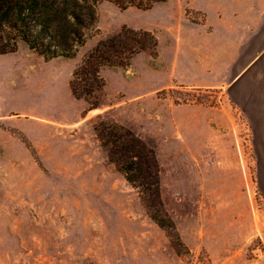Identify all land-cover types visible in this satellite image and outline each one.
<instances>
[{
	"label": "rangeland",
	"instance_id": "rangeland-1",
	"mask_svg": "<svg viewBox=\"0 0 264 264\" xmlns=\"http://www.w3.org/2000/svg\"><path fill=\"white\" fill-rule=\"evenodd\" d=\"M97 10L74 57L47 59L24 42L0 54V264H264V17L244 0ZM124 26L152 31L157 52L103 66L89 109L73 72ZM249 58L232 87V59ZM100 122L154 152L160 214L174 228L110 160Z\"/></svg>",
	"mask_w": 264,
	"mask_h": 264
},
{
	"label": "trees",
	"instance_id": "trees-1",
	"mask_svg": "<svg viewBox=\"0 0 264 264\" xmlns=\"http://www.w3.org/2000/svg\"><path fill=\"white\" fill-rule=\"evenodd\" d=\"M104 0H0V54L16 52L21 42L47 59L74 57L98 19ZM121 9H149L162 0H109ZM158 37L150 30L124 26L87 52L73 72L72 94L97 108L106 84L103 66L126 67L139 53L156 54ZM108 156L126 178L140 188L151 216L164 228H174L161 216L160 175L157 158L130 129L100 122L95 126ZM148 153H151L148 154Z\"/></svg>",
	"mask_w": 264,
	"mask_h": 264
},
{
	"label": "crops",
	"instance_id": "crops-1",
	"mask_svg": "<svg viewBox=\"0 0 264 264\" xmlns=\"http://www.w3.org/2000/svg\"><path fill=\"white\" fill-rule=\"evenodd\" d=\"M244 2L246 4H249L251 7L252 6L254 7L253 11L256 13V15L258 14L257 15L258 17L260 16L259 21L262 19V17H264V1L263 0H254V1H252V0H244ZM256 8H258V9H256ZM250 16H252L251 12H245L244 13V17H249L250 18ZM240 48L241 49H240V51H238L239 53L237 52L236 57L238 55L240 57L242 55V53L245 54V52H241V50H245V47L242 46ZM236 59L235 60L232 59V87L234 85H236V83L244 80L247 77V74L250 71L249 69H250V67H251V65L253 63V59L249 58V60H243V62H242V64L240 66H236V64L238 63L236 61ZM191 82H194L193 86L200 85V83L197 82V81H191ZM191 82H189V83H191ZM232 98H234L233 94H232ZM236 101L243 103V101H239V100H236Z\"/></svg>",
	"mask_w": 264,
	"mask_h": 264
}]
</instances>
